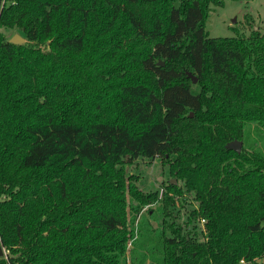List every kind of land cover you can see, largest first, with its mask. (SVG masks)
Masks as SVG:
<instances>
[{"label":"trees","instance_id":"obj_1","mask_svg":"<svg viewBox=\"0 0 264 264\" xmlns=\"http://www.w3.org/2000/svg\"><path fill=\"white\" fill-rule=\"evenodd\" d=\"M225 1L0 0V264H264V32L211 36Z\"/></svg>","mask_w":264,"mask_h":264},{"label":"rangeland","instance_id":"obj_2","mask_svg":"<svg viewBox=\"0 0 264 264\" xmlns=\"http://www.w3.org/2000/svg\"><path fill=\"white\" fill-rule=\"evenodd\" d=\"M211 14L207 30L213 37L249 34L252 27H259L264 32V0H226L223 6L214 7ZM17 32L19 31H5L11 38ZM194 89H198L196 84ZM128 170L131 173L139 172L143 186L148 190L154 187L161 188L163 180L169 176L164 172L160 157L153 162L138 159L128 166ZM146 211L147 207L143 208L142 212ZM153 224L156 225V221Z\"/></svg>","mask_w":264,"mask_h":264},{"label":"water","instance_id":"obj_3","mask_svg":"<svg viewBox=\"0 0 264 264\" xmlns=\"http://www.w3.org/2000/svg\"><path fill=\"white\" fill-rule=\"evenodd\" d=\"M10 42H14L16 44H24L26 42V38L22 36L19 32L14 33L12 38L10 39ZM159 64H164V62L161 60L159 61ZM188 76L192 79V82L198 83V77L195 75L192 71L188 72ZM242 140H234L229 143V147L232 148L233 150H236L237 152H240L242 149ZM176 182V180H175Z\"/></svg>","mask_w":264,"mask_h":264},{"label":"built area","instance_id":"obj_4","mask_svg":"<svg viewBox=\"0 0 264 264\" xmlns=\"http://www.w3.org/2000/svg\"><path fill=\"white\" fill-rule=\"evenodd\" d=\"M204 221H205V220H203V222H204ZM241 261H242V262H245V260H244V259H242ZM247 264H251V263H247Z\"/></svg>","mask_w":264,"mask_h":264}]
</instances>
